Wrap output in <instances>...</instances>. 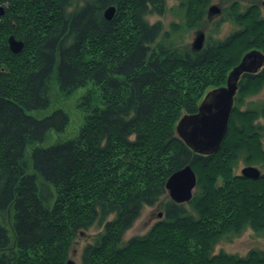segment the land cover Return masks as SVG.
I'll use <instances>...</instances> for the list:
<instances>
[{
	"label": "trees",
	"instance_id": "obj_1",
	"mask_svg": "<svg viewBox=\"0 0 264 264\" xmlns=\"http://www.w3.org/2000/svg\"><path fill=\"white\" fill-rule=\"evenodd\" d=\"M229 1L218 22L236 28L222 40L208 35L195 52L172 34L197 27L209 0H179L184 22L166 31L148 21L164 13L165 0H0V264H66L77 234L94 224L102 230L80 264H264L257 249L214 254L222 238L247 228L264 234V173L251 180L234 172L239 159L264 167V101L241 109L264 87V67L241 76L217 152L198 155L175 131L244 53L264 52L262 0ZM11 35L24 44L17 54ZM53 81L65 95L84 88L82 123L42 147L69 123L61 108L31 114L48 107ZM188 164L196 176L190 201L164 200L168 177ZM156 204L163 219L123 242Z\"/></svg>",
	"mask_w": 264,
	"mask_h": 264
},
{
	"label": "rangeland",
	"instance_id": "obj_2",
	"mask_svg": "<svg viewBox=\"0 0 264 264\" xmlns=\"http://www.w3.org/2000/svg\"><path fill=\"white\" fill-rule=\"evenodd\" d=\"M178 1L179 0H165L166 8L164 13L161 15L154 14L149 16L148 17L149 23H154L159 21L165 31L171 30L170 27L172 23L182 25L184 20L181 16L178 15L176 11V6L178 4ZM240 3H241V9H243L244 6L249 4L247 2H240ZM256 3L259 6V11L261 14L260 16L264 18V0L258 1ZM211 5H215L219 7L222 12V9L229 7L230 1L209 0L208 5L206 6V12L204 13V17L197 27L194 26L192 28H186L182 31L179 30L177 34H175L176 36L172 34L174 41L176 42V45L189 46L191 48V44L195 37V32L200 30L205 34V38L202 46L203 48L205 46V42L208 35H210L212 39L222 40L225 37H227L236 28V26L229 21L218 22L220 20L219 18L221 16V12L215 15L214 17H212L211 19H208L207 10ZM217 22L219 24V27L216 30H213ZM262 53L264 54V52ZM261 69H259L258 72ZM83 92H84V88H78L72 93L65 95L59 91L54 81L51 83L50 104L45 109L32 112L31 114L37 118H41L43 116H47L51 114L55 109L61 108L67 113L69 118V123L66 129L62 132H56V131L48 132L44 140L41 143H39L40 146L48 147L54 143H57L58 141H63L68 138H71L76 134L78 128L82 123V113L80 109L77 107V104ZM244 100H245L244 104L241 106L242 110L247 108L248 106H256L260 104L262 101H264V87L260 90V92L257 95H251V96L247 95ZM258 123L264 126L263 119H259ZM263 147H264V136H263ZM246 166H254L257 169H259L261 173H264V167L258 164L247 165L245 164V162H243L242 159H239L234 170L235 174L240 175L241 170ZM166 199H170L168 195L164 197V200ZM159 213H162L161 217L158 216ZM161 219H163V210L160 208L159 205L156 204L152 207H144L143 210L141 211L140 216L135 221L133 226L124 234L123 242L127 241L131 237L144 235L156 222L160 221ZM101 230H102L101 226L94 224L88 230L78 233L72 243V247L69 253V259L73 260L76 264H80V258L83 248L88 243H92L95 236ZM252 249H257L264 252V234L257 235L251 229L247 228L242 232L240 236H236V237L230 236L220 239L214 246V254L223 251L224 253L227 254L245 256Z\"/></svg>",
	"mask_w": 264,
	"mask_h": 264
},
{
	"label": "water",
	"instance_id": "obj_3",
	"mask_svg": "<svg viewBox=\"0 0 264 264\" xmlns=\"http://www.w3.org/2000/svg\"><path fill=\"white\" fill-rule=\"evenodd\" d=\"M116 8L110 6L103 11L105 20L110 21L115 15ZM221 12L220 8L211 5L207 10V18L211 19ZM2 14V9H0ZM204 32L198 30L191 44L195 52L201 50L204 42ZM23 42L9 36L8 47L14 54L23 49ZM264 54L258 50H251L243 55L239 63L234 66L226 79V84L208 91L200 102L197 112L184 114L177 122L175 131L177 136L194 153L201 156L214 154L220 148L228 130V122L233 108L234 97L238 89V82L243 74H256L263 67ZM242 177L257 180L261 172L254 166H246L241 170ZM196 185V176L188 164L173 172L167 179L165 189L170 200L177 204L190 201ZM159 217L162 213H159ZM66 264H76L68 259Z\"/></svg>",
	"mask_w": 264,
	"mask_h": 264
},
{
	"label": "flooded vegetation",
	"instance_id": "obj_4",
	"mask_svg": "<svg viewBox=\"0 0 264 264\" xmlns=\"http://www.w3.org/2000/svg\"><path fill=\"white\" fill-rule=\"evenodd\" d=\"M241 78V77H240Z\"/></svg>",
	"mask_w": 264,
	"mask_h": 264
}]
</instances>
